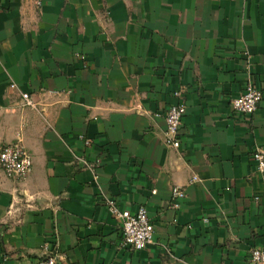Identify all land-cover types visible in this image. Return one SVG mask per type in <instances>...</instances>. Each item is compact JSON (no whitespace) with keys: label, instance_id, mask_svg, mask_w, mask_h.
<instances>
[{"label":"crops","instance_id":"1","mask_svg":"<svg viewBox=\"0 0 264 264\" xmlns=\"http://www.w3.org/2000/svg\"><path fill=\"white\" fill-rule=\"evenodd\" d=\"M246 83L251 114L231 106ZM17 139L32 169L0 168V264H246L264 249V0H0V147ZM109 201L144 206L153 243L121 247Z\"/></svg>","mask_w":264,"mask_h":264},{"label":"built area","instance_id":"2","mask_svg":"<svg viewBox=\"0 0 264 264\" xmlns=\"http://www.w3.org/2000/svg\"><path fill=\"white\" fill-rule=\"evenodd\" d=\"M10 86L16 87L14 83H11ZM20 95L23 105L35 106L28 93L21 92ZM173 95L180 97L181 91L176 90ZM261 100V91L252 83H246L242 92L231 100V106L235 111L251 114L258 109ZM185 113L186 105L184 102L171 104L165 111V145L174 148L180 146L179 135ZM251 158L255 161L256 170L259 173H264V149L253 151ZM82 162L84 166H89L86 161L82 160ZM0 168L7 175L18 178L25 177L31 171L32 156L19 139L5 144L0 149ZM192 180H197V177H193ZM151 193H155V189H152ZM170 197L172 207L177 208L180 201L185 198V192L175 186L171 188ZM255 199L258 197L256 196ZM108 210L112 217L120 222L121 247L129 251H138L153 243L152 225L144 206H139L135 211L130 212L127 209L118 208L114 202L109 201ZM37 264H57L56 255H46ZM246 264H264V249L252 248Z\"/></svg>","mask_w":264,"mask_h":264},{"label":"rangeland","instance_id":"3","mask_svg":"<svg viewBox=\"0 0 264 264\" xmlns=\"http://www.w3.org/2000/svg\"><path fill=\"white\" fill-rule=\"evenodd\" d=\"M1 148V147H0Z\"/></svg>","mask_w":264,"mask_h":264}]
</instances>
